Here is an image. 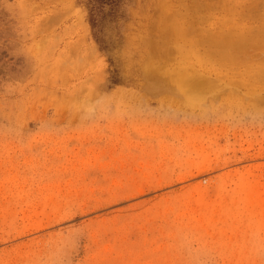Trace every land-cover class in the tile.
Segmentation results:
<instances>
[{"label":"rangeland","instance_id":"1","mask_svg":"<svg viewBox=\"0 0 264 264\" xmlns=\"http://www.w3.org/2000/svg\"><path fill=\"white\" fill-rule=\"evenodd\" d=\"M117 1L0 0V264H264V0Z\"/></svg>","mask_w":264,"mask_h":264},{"label":"trees","instance_id":"2","mask_svg":"<svg viewBox=\"0 0 264 264\" xmlns=\"http://www.w3.org/2000/svg\"><path fill=\"white\" fill-rule=\"evenodd\" d=\"M104 1H109L108 3H112V5H111L112 7H113V6L116 7L117 4H118V1H117V0H100V3L104 2ZM116 3H117V4H116ZM115 4H116V5H115ZM91 14H92V13H91ZM95 14H96V13H95ZM92 15H93V14H92ZM92 25H95V24L92 23Z\"/></svg>","mask_w":264,"mask_h":264},{"label":"bare ground","instance_id":"3","mask_svg":"<svg viewBox=\"0 0 264 264\" xmlns=\"http://www.w3.org/2000/svg\"><path fill=\"white\" fill-rule=\"evenodd\" d=\"M226 33V32H225ZM231 33H232V31H231ZM256 34V33H255ZM237 35H239V34H237ZM250 35V34H249ZM250 36H252V35H250ZM264 73V72H263ZM256 75V74H255ZM259 75V77L261 78L263 75H262V73H260V74H258ZM264 78V77H263Z\"/></svg>","mask_w":264,"mask_h":264}]
</instances>
